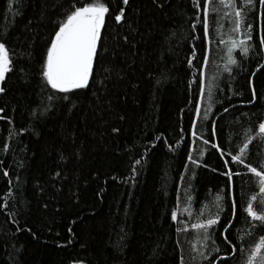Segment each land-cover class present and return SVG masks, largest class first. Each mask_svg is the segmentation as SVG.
Returning <instances> with one entry per match:
<instances>
[{"label": "trees", "instance_id": "1", "mask_svg": "<svg viewBox=\"0 0 264 264\" xmlns=\"http://www.w3.org/2000/svg\"><path fill=\"white\" fill-rule=\"evenodd\" d=\"M93 2L0 0L11 68L0 83V264H248L264 237L245 211L255 195L264 212L249 171L264 172V5L261 23L259 0L244 8L235 32L209 0L205 33L204 0H99L109 11L89 83L54 90L47 48ZM246 36L247 54L235 48L228 64L230 40ZM217 214L206 232L191 227Z\"/></svg>", "mask_w": 264, "mask_h": 264}, {"label": "snow or ice", "instance_id": "2", "mask_svg": "<svg viewBox=\"0 0 264 264\" xmlns=\"http://www.w3.org/2000/svg\"><path fill=\"white\" fill-rule=\"evenodd\" d=\"M124 4L128 3V0H123ZM220 8L226 9L225 16L230 17L234 23L233 31L239 32L241 28V21L244 15V8H251L254 6V0H240L241 6H238V0H217ZM261 5H264V0H259ZM196 7H199V0H197ZM220 8H214L211 11L219 14ZM109 9L103 2L89 3L83 7H74V10L67 15L66 19L59 24L58 30L55 31L54 37L51 39L50 46L47 48L46 61L42 65V76L46 80L47 85L52 89L59 92L68 93L75 89L85 88L90 76L93 73L94 57L97 55L98 41L101 37V29L105 23V14ZM210 13L209 0H204L203 6V24L205 33L208 28V16ZM123 9L121 14L115 15V21L120 22L122 20ZM249 30L251 25L247 26ZM251 39L250 36H246L245 39L230 40V46L228 47V64H235L236 61L232 58V52L235 48H240L244 54H247L248 48L245 46V40ZM223 42V41H222ZM261 44H264V39L261 40ZM11 70L9 53L3 43H0V80L5 78V74ZM231 69L227 66L225 71ZM4 89L0 88V92ZM255 95V92H253ZM67 99V97H64ZM209 98H211V90L209 91ZM0 111H3L0 109ZM227 111V109H225ZM259 132L264 134V122L259 124ZM195 135V132H193ZM247 143L240 149L241 154L244 153L247 148ZM233 161L243 163L241 156H233ZM191 160V155H189ZM195 163V161H193ZM137 164L140 161H136ZM249 171L254 173L258 178L259 192L261 196H264V172L258 171L256 168L249 166ZM230 175L229 173H225ZM7 175V173H5ZM191 197H189V200ZM219 200L220 197H217ZM257 196H252L249 200L247 208L248 217L252 221L259 222L261 226H264V212L258 213L254 210L253 202L257 201ZM261 206H264V199L259 201ZM173 221L177 220V212L173 211L171 214ZM219 221V215L214 218H209L205 221L194 223L191 225L193 229L204 230L213 225H216ZM231 221H229V225ZM207 239V237H205ZM225 241H228V237L224 236ZM230 243V241H228ZM264 250V237L260 238V241L251 249V254L248 257V264H253L254 261L259 260V264H264V256H260V252ZM219 251V249H217Z\"/></svg>", "mask_w": 264, "mask_h": 264}, {"label": "water", "instance_id": "3", "mask_svg": "<svg viewBox=\"0 0 264 264\" xmlns=\"http://www.w3.org/2000/svg\"><path fill=\"white\" fill-rule=\"evenodd\" d=\"M262 10H263V5L261 6V10H260V23L262 22ZM94 60H95V57H94ZM219 116H220V115H219ZM219 116H218V117H219ZM218 117L215 119L214 124L217 122ZM216 147H218V144H216Z\"/></svg>", "mask_w": 264, "mask_h": 264}, {"label": "rangeland", "instance_id": "4", "mask_svg": "<svg viewBox=\"0 0 264 264\" xmlns=\"http://www.w3.org/2000/svg\"><path fill=\"white\" fill-rule=\"evenodd\" d=\"M1 81H2V80H0V83H1ZM74 264H83V263H80V262H76V263H74Z\"/></svg>", "mask_w": 264, "mask_h": 264}]
</instances>
